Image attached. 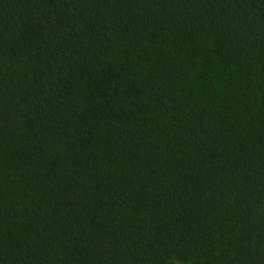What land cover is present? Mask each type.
I'll return each instance as SVG.
<instances>
[{
	"label": "trees",
	"instance_id": "trees-1",
	"mask_svg": "<svg viewBox=\"0 0 264 264\" xmlns=\"http://www.w3.org/2000/svg\"><path fill=\"white\" fill-rule=\"evenodd\" d=\"M264 264V0H0V264Z\"/></svg>",
	"mask_w": 264,
	"mask_h": 264
},
{
	"label": "rangeland",
	"instance_id": "rangeland-1",
	"mask_svg": "<svg viewBox=\"0 0 264 264\" xmlns=\"http://www.w3.org/2000/svg\"><path fill=\"white\" fill-rule=\"evenodd\" d=\"M168 264H193V263H190V262H184L178 258H172Z\"/></svg>",
	"mask_w": 264,
	"mask_h": 264
}]
</instances>
